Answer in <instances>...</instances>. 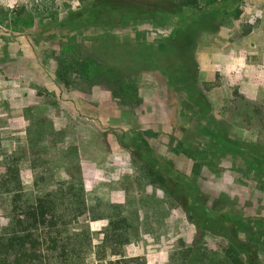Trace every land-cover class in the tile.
Returning a JSON list of instances; mask_svg holds the SVG:
<instances>
[{"label":"rangeland","instance_id":"rangeland-1","mask_svg":"<svg viewBox=\"0 0 264 264\" xmlns=\"http://www.w3.org/2000/svg\"><path fill=\"white\" fill-rule=\"evenodd\" d=\"M94 2L0 0V237L17 227L3 176L20 169L21 205L49 195L62 217L38 231L34 264H264V0H199L170 16ZM182 33L188 87L158 66L137 73L136 57L121 88L105 76L119 44ZM220 216L240 252L212 227Z\"/></svg>","mask_w":264,"mask_h":264},{"label":"trees","instance_id":"trees-1","mask_svg":"<svg viewBox=\"0 0 264 264\" xmlns=\"http://www.w3.org/2000/svg\"><path fill=\"white\" fill-rule=\"evenodd\" d=\"M112 6L115 8H125L136 16L144 14L152 15L154 13H162L170 16L179 14L185 8H197L199 6V0H95L91 8L92 10H100L103 7ZM185 35L186 33L179 34L176 41L168 46L161 45L156 47L152 44H139L134 47L133 45L130 46V43L119 44L118 47H120V49L113 53L110 63L106 65L105 76L111 78L116 87L121 88V86L124 85L122 82L124 76L120 69L122 70L128 68V66H132L135 61L131 59L136 57L134 58L135 60H143L142 66L137 65V73L142 70V68L145 69L154 65L159 67L161 74L168 78L170 84L178 86L189 85L193 82L191 81L192 77L196 79L197 74L195 69H193V53L188 52L192 42L190 41L180 46ZM193 37L194 34L192 35V39ZM179 46L180 48H178ZM121 48H123V50ZM138 51L141 52L136 56L135 53ZM186 58H188V64L186 66L181 65V62ZM92 62L91 64H97L101 67L104 66L103 63L97 61L94 57ZM83 66L84 68L88 67L89 62L84 63ZM190 99L193 100V102L196 101L197 104L200 102L206 104L203 97L201 100L192 97H190ZM22 169L24 170V168ZM3 177L5 181L11 184V192H15L13 204L14 214H17L15 217L17 227L11 238L4 240L3 237H0V264H22L23 262L27 264L40 263V255L37 253V248L40 244L38 240V231L41 228H45L51 233H56L59 221L62 217L58 214L57 206L49 195L38 197L35 204L25 205L23 203L21 205L23 201L22 197L25 194V188L20 177V169H16L13 172L8 171ZM19 211L23 219L19 217ZM113 224L114 223H112V227L115 230L116 228ZM212 227L216 232H220L229 240L231 245L229 249L231 251L235 249L240 252V250L243 249V246L230 235L226 218L223 216L214 218L212 220ZM53 240L54 238L51 242L55 245L56 242ZM106 240L109 242V237ZM110 240V244L114 250L113 254L119 255L120 250L127 242L125 233L123 231L118 234L113 233ZM16 249L19 251V254L11 259L12 253L16 252ZM53 249L56 250V247ZM72 252L73 251L63 247L59 258L63 259L65 256L66 258H72ZM232 263L243 264L239 258Z\"/></svg>","mask_w":264,"mask_h":264}]
</instances>
